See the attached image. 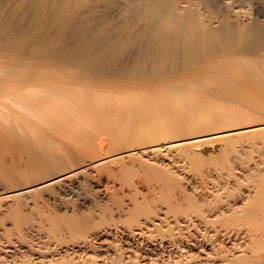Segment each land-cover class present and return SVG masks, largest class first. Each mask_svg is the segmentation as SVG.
Here are the masks:
<instances>
[{
	"label": "rangeland",
	"instance_id": "obj_1",
	"mask_svg": "<svg viewBox=\"0 0 264 264\" xmlns=\"http://www.w3.org/2000/svg\"><path fill=\"white\" fill-rule=\"evenodd\" d=\"M3 1L6 0H0L1 3H3ZM15 1L16 0L13 2ZM260 1L264 3V0ZM19 2H21V0L16 1V3ZM231 2L232 0H225L227 4ZM107 4L108 3L104 2L97 4L94 10L87 14V20L81 22L82 24L80 23L82 31L87 33V38L79 42L85 50L82 48L80 49L81 44L79 45L75 40L73 44L72 42L70 44L69 42H64L60 44L61 46L58 45L56 49H52V53L50 52L51 49L48 51L45 48L46 44L42 42V32L39 34L40 28H32V32L37 35L39 34V37L31 38L30 35H27L30 37H27L29 40H23V35H25L26 30L32 26L27 25L29 23L28 21H31L27 17H30L31 14L25 12L26 16L24 11L21 12L20 10H16L15 13L14 9V11L11 12L12 7H10V5H5L9 7L8 9H6L7 7H2L4 3L0 6V111L7 106L14 116V118L10 120H4L0 116V198L2 197V193L16 191L34 184L43 183L57 175L73 170L76 166L84 162L99 165L94 169V172L98 176L103 175L101 174L103 171L104 173L107 172L110 174L105 175L106 177L109 176L107 202L97 201L94 205L88 207H83L75 201L68 202L69 200L66 201V199L65 201L68 202V204L65 203L64 200V203H61V200L64 199L62 195H60L62 198L56 197L53 199H46V195L48 194L58 195V190L55 187H44L32 193L26 200L22 197H16L6 210L0 209V264H157L159 261L158 264H163V261L167 262L172 259V257L174 261H169L170 263L172 262V264H177L176 262H178V264H189L192 259H188V256H190V252L192 255L194 251L197 255L193 256L200 258L203 255L201 258L203 260L190 256V258H193L192 261L196 258L199 259V262H205L206 257L213 254L212 259H214V261H210V264H213L216 262L215 258L219 259L218 257L221 256V254H226L225 252H227V254L231 253V251L235 253L234 256L232 253L228 255L229 259L239 256H236V254H239L240 251V253L244 252L243 254H245V251L242 249H244L243 247L246 249L250 247L246 244H250V239L252 241V236L249 237V235H253L249 234L251 231H249V233L247 231L246 236L241 235L240 237L242 238H238V234V236H236V234L232 233L231 239L227 238L230 241H222L219 238L220 236L218 237L214 233H209V236H206V234L203 235L202 233H194L193 236V234L190 235L188 232H182L184 235L180 233L179 236L181 235L180 237L182 240L180 237L176 240V236H178L179 232L178 230L175 229L177 231L176 234L174 232L175 230L172 231L173 235L175 234L176 236L171 235V230H168L170 235L166 233L168 235L167 238L163 229L173 226L174 228L177 227L175 224L177 219L171 217L168 220L165 219V216H167L166 213L169 206L172 205V203L175 204L176 201L178 202L179 200L177 199H179V197L181 198L184 193H188L189 187L198 189L199 193L196 194L197 196L195 195V197L201 198V201L209 202L225 197L222 200L228 202L223 201L222 207L220 205L222 209L217 212H214L216 211L214 210L212 212L213 215L210 213L212 215H210L211 218H216L215 220L221 216L220 214L223 216V212L225 211L228 212L231 210L228 212L231 214L232 209L227 207V205H225L226 203H236L235 207L239 209L243 207L244 204H248L250 198L255 196L257 192L255 184L260 182L258 177L261 175L259 177L260 180H262L261 177L264 178V168H262L263 165H260L262 162L261 159H264V156L260 153L263 147L257 146L254 147V149L251 148L252 151L249 148L246 149L242 147V149L240 147V149L238 148L234 151V149L232 150L230 148L225 149L224 145V149L221 150L220 148H222L223 142L216 139L215 135L223 130H217L201 134L210 136L214 139H212L210 143H202L200 147L194 148L197 155L193 154L191 155L192 157H188L186 154L188 153L186 147L177 149V147L174 146L177 143H168L169 141L161 142L159 143L160 145L155 144V147L153 146L145 150L139 149L131 151L129 148H125L123 139L120 135H114L105 131V128L102 127V123L104 122L100 120L96 107H89V105L93 104L91 93H98L97 89L108 91V89H118L117 87L123 85L129 86L130 83L136 81H149V79H151L150 77L157 71L159 72V70L162 74L159 73L160 77L163 76L177 81L178 85L176 87L168 85V89L171 92H178L185 96H191V93L202 95L205 97L204 103L210 102L219 107L224 116L230 113L234 115L242 113L262 114L263 109H260V107L264 108V96H259L261 97L259 99L258 96H255L254 98L256 100L258 99V101L256 102L254 99V103V100L248 99V93H246L248 89L242 86L239 87V85H237L239 84L238 82L236 83L235 81L234 83L232 79L223 78V84H219L220 74H228V70L231 72V68L227 69L230 66L227 65L228 67L224 68V65H226L229 59L234 60L231 55L214 57L215 61L212 66H209L205 61L199 62L193 66L197 68L193 71V67L190 69L185 68L184 63L181 61L176 63L173 62L165 66L164 64L156 65L154 61L140 54L146 42L144 40L143 43H140L141 39H133L134 42L132 40V42L127 45V48H124L125 52L124 49H122V54L114 55V57H110V60L108 59L105 62H96L89 65L90 63L88 60L94 58L91 56H95L97 52H99L98 50L103 46V43L104 46L107 44L101 41L102 46L100 44L96 47L94 46L95 48L91 46V44H87L90 43L89 41L95 39L93 36L97 35L96 32L99 29L97 28L98 25H95L101 22L103 16L108 19L106 21L107 24L109 23L108 25H110L112 21L114 22L111 24H115V21L116 24L117 21L118 24H122L126 21L124 24L130 25L129 22L132 21L129 20L131 19L129 17L130 9L126 6L128 3L124 4L119 1H113L109 3V5ZM250 8L248 4H240L237 5V7H228V10L232 12L234 17L237 16L241 18L243 24H246L252 21L253 15ZM23 13L24 15H22ZM234 17H230V22L237 26L238 19ZM25 18L28 19V21L25 20ZM19 20L23 21L19 23ZM110 20L111 22H109ZM10 22L13 23L10 24ZM24 26H28V29L25 30ZM91 26H95L93 28L96 29H92ZM76 29L79 28L76 27ZM89 31L92 32V34H90ZM135 31V38H137L138 31ZM88 32L93 39L89 37ZM88 38H90V40ZM84 42L88 45L86 48L84 47ZM109 42L112 43V40ZM77 46H79V48ZM75 47L78 49H75ZM87 47H91L90 49L92 50ZM73 48L77 50V52ZM43 50L48 51L51 56L45 57L46 54L44 55ZM78 51L83 52L78 53ZM74 54H77V56L75 57ZM86 54H90V57L88 55L87 57ZM78 55H81V57ZM250 59L257 60L254 57ZM254 64H256V66L254 65L255 67L253 66L255 75L254 86L264 91V67H260V63L258 62H254ZM190 81H192V84H190ZM66 93H68L70 97L67 98L65 96ZM8 96L11 101H9V98L7 99ZM259 101L262 104L260 106H258L260 104ZM256 103L258 105H256ZM192 107H194V110L196 109V106L192 104L190 105V109L188 106H184L183 112L188 113ZM111 110L114 117L120 116L121 110L116 108H111ZM259 110H261L260 113H258ZM22 113L24 115H22V117L19 116V114ZM200 121L208 122V120ZM190 122L199 123V126L201 125L195 117H192ZM219 124L218 122V127ZM196 136L200 135H191L189 138ZM102 137L105 139V142L101 146L100 139ZM245 139L247 138H243V141ZM181 142H183V140L180 141L179 144H181ZM167 147L171 148L169 150H164ZM258 147L259 150L257 151L256 149H258ZM238 150H241V155ZM244 150H246V152ZM138 151H140L139 161L144 164L142 166L139 165L140 162L133 161V158H135L134 156H136L134 153ZM243 151L245 154H248L247 156L249 157H246ZM251 152L253 153L252 155L249 154ZM262 153L264 155V149ZM242 154L244 156H242ZM253 155L255 158H253ZM258 155L260 156L258 157ZM141 158L143 159L142 161ZM247 158L251 164L247 162ZM100 160H105L106 163L104 165L96 163ZM109 160L112 161L107 163ZM243 160L245 161L244 163ZM259 160L261 162H259ZM144 162H146V164L147 162L148 164H152L154 169L148 168ZM246 162L250 164L249 167L251 170L250 168L248 170H250L252 174L249 173L248 170L246 171ZM236 163H240V167ZM255 163H259L262 171H259V167H257V170ZM243 165H245L244 167L246 168H244V170ZM231 167H233L232 170L235 169L236 172L230 170ZM257 171L260 174H258ZM232 172H235V174L230 178L231 174H233ZM245 172L248 173V175H246L248 179L252 178V176H249L250 174L253 176L256 174L255 178L249 180V182L248 179L246 180V176L243 175ZM235 175H237V177L240 176L238 177L239 179L245 176L244 181L248 185L242 183L243 178H241V180L238 181L243 185L237 181L238 189L235 185ZM165 176L169 178V181L166 180ZM262 185L264 186V183ZM239 186H243V189L242 187L240 189ZM222 187L223 189L227 187L228 190L226 191L233 189V193L236 191L239 192L240 190L242 194L240 192L236 193L237 195L241 194L242 197L235 194L236 196H231L232 198L235 197L234 200L229 196L228 198L230 199H228L227 196L223 195ZM83 188L92 198L98 195L97 188L94 187L91 181H85ZM229 192L232 194L231 191ZM215 195L219 196L217 197ZM63 204L65 207H62ZM148 204L151 206H148ZM148 207H151L149 209L153 208V213H151L152 217L150 218L144 215ZM221 210L222 213H219ZM228 213L225 212L224 215L226 216ZM146 220H148L151 225L153 224V227L156 225L155 228L151 227L154 230H149V232H156L157 236H155L156 238L154 237L155 240L153 239L151 241V237L155 235V233H149L148 229H145L143 222ZM142 225L143 229L140 228ZM182 225L184 224H181V226ZM142 230L145 232L142 233ZM147 234H151L152 236L148 237ZM164 234L166 238L163 239ZM142 236H144V238ZM202 236L204 238H202ZM134 237H136L134 239L135 242L133 240ZM170 237L173 242L171 239L167 240ZM195 237H197V239ZM243 237L245 238L243 239ZM191 238H193V240ZM211 239L214 244L218 243L220 247L224 243L225 249L223 248V252L226 251L218 254L219 249L217 248H219V246L217 245L218 247L215 249L214 247L216 244L210 243ZM118 240L120 242H118ZM156 240L158 243L155 242ZM203 240L205 242H203ZM207 240L211 245L207 243ZM187 241L189 243L197 242L198 245L196 243L197 247L194 243L190 245ZM198 241H200V244ZM126 242L129 244L128 246ZM138 242H141L143 245L141 246V243L139 245ZM220 242L222 243L219 244ZM122 243L124 249H129V246L134 244V246H130V250H132L133 247L135 251L141 246V251L142 253L144 252V254L141 253L140 248L138 249L139 251H136L138 255L134 250L130 251L127 249V253L126 250L124 252ZM237 243L240 245L238 249L242 248L238 250V253H236ZM241 243L243 245H241ZM170 244L174 245L171 246ZM105 245H108V247H105ZM160 245H164L165 247H160ZM234 245L237 246L235 247ZM250 245L252 246V242ZM174 246L176 247L174 248ZM202 246H204V249ZM102 247L107 249L104 251ZM177 247L182 250H179ZM252 247H250L251 249L249 248L250 252ZM163 248L168 252L172 248L173 249L169 253L166 251L167 254L164 252ZM193 248L194 251L192 250ZM228 248L230 252L227 251ZM187 249L190 251L187 252ZM5 250L9 251L6 253ZM183 250L185 251L183 253L185 256L181 254ZM209 250L210 253L212 252L211 254ZM11 251H13L14 254H12L13 252ZM176 251H180L179 253L181 255L178 252L176 253ZM199 251L202 254H198ZM139 252L141 258L139 257ZM160 252H162V255ZM172 252H174L173 254L176 256H174ZM216 253L219 256L216 257ZM170 254H172V257H170ZM178 254L182 256L181 258L183 259H181ZM3 255L6 258L3 257ZM158 256L162 257L159 258ZM150 258H153V261ZM253 259H255V261H253L254 264L259 263L257 258ZM165 262L164 264H170ZM199 262L196 263V261H194L195 264H199ZM192 263L193 262L190 264ZM220 263L221 261L217 260L216 264Z\"/></svg>",
	"mask_w": 264,
	"mask_h": 264
},
{
	"label": "bare ground",
	"instance_id": "obj_2",
	"mask_svg": "<svg viewBox=\"0 0 264 264\" xmlns=\"http://www.w3.org/2000/svg\"><path fill=\"white\" fill-rule=\"evenodd\" d=\"M13 1L14 0L3 1L4 6L2 5V7H7L10 5V7H12L11 12H13L15 10L14 12L16 13V10H20L21 12L24 11V13L26 12L27 14L28 13L31 14L30 17H27L31 21H28V19L25 18V20H27L29 22V23L27 22L28 23L27 25L28 26L32 25V26H30L31 28L29 27V29L27 28L28 26H26V27L24 26L25 30L26 29H28V30H26L25 35H23V38H24L23 40L24 41L29 40L30 37L31 38L37 37V36L39 37L40 32H42V42L44 44H46L45 48L48 51L51 49L50 50L51 53H52V49L53 50L56 49L58 47V45H60L64 42H66V43L69 42V44L72 42V44H73L74 41L76 40L77 43L79 44L80 40L87 38V33L85 31H82V28L80 27V23L85 22V20H87V14L91 13L94 10V8L97 6V4L104 2V3H108L107 5H109V3H112L113 1H119V2H122L124 4L128 3L126 6H128V8L130 9V13H129L130 16L129 17L131 19H129V20H132V21H130L129 23L131 26L128 24H124V23H126V21L122 24H118V21H117V24H116V21H115V24L114 23L111 24L112 22H114V21L111 22V20L109 21V22H111L110 25H108L109 23L107 24V22H106L108 19L105 18V16H103V18L101 19V22L99 24L95 23L96 24L95 26L98 25L97 28H99L98 31L96 32L97 35L93 36L95 39L92 41H89L90 43H87V44L88 45L91 44V46H93V47L94 46L96 47L97 45H100V44L102 46L101 41H103L107 44L104 46V43H103V46L100 47V49L98 50L99 52H97V54L95 52V54L97 55V56L95 55L96 57L93 55L91 56L94 58H92L91 60H88V62L90 63L89 65L94 64L96 62H99V63L105 62L110 57H114V55L120 54L123 51L122 49H124L125 47L127 48V45L129 43H131L133 39H138V40L141 39L140 43L141 42L143 43L144 40L146 42L144 43V47L143 48L141 47L143 50L140 52V54L144 55L147 58L154 61L156 65L157 64H164V66H165V65H168V64L173 63V62L176 63V62L181 61L184 63L185 68L190 69L194 65H196L197 63L204 62V61L209 66H212L213 62L215 61L214 57L231 55L234 60L229 59L226 62V65H224L225 66L224 68L230 66L227 69L231 68L230 69L231 72H229V70H228V74L224 73V75H223L221 73L220 78H219V84L220 85L223 84V81H224L223 78H228L230 80L232 79L234 83H235V81H236V83L237 82L239 83V84H237V85H239V87L242 86V87H245L248 89V91H246V93H248V97H249L248 99L249 100L250 99L254 100L255 96H258V99L261 98L259 96H261V95L264 96V91H262L259 88H256L254 86V76L255 75H254V69H253L256 66V64H254V62H258V63H260L259 64L260 67H262V68L264 67V3L260 0H232V2L230 4L225 3V0H21V2H19V3H16L17 0L15 2H13ZM3 3L0 2V6ZM240 4H248L251 7L250 9H251V11H252L251 13L253 15L251 22L243 24L241 18H239L237 16L234 17L232 15V12L230 10H228V7L233 8V7H237V5H240ZM5 5H7V6H5ZM8 8L9 7H7L6 9H8ZM24 13L22 15H24ZM26 13H25V15H26ZM123 15H125V14H123ZM23 17H22V19H23ZM230 17H234V18L238 19L237 20V24H238L237 26L233 25L232 22H230ZM23 20H21V21H23ZM12 21H14V20H12ZM21 21L19 20V23ZM12 23L13 22H10V24H12ZM127 23H128V21H127ZM14 25H15V23H14ZM95 26H93V27H95ZM34 27H36L37 29L40 28L38 35L36 33L34 34L32 32L33 31L32 28H34ZM74 27H75V29H74ZM76 27H78L79 29H76ZM93 27H92V29H94ZM135 30L138 31L137 38H135V33H136ZM89 32H88V35H89ZM90 34H92V32H90ZM27 35H30V37ZM27 37H29V38L27 39ZM89 37H91V36L89 35ZM93 37H91V39H93ZM88 39L90 40V38H88ZM110 40H112V43L109 42ZM138 40H137V43H138ZM133 42H134V40H133ZM85 43L86 42H84V44ZM75 45H77V44H75ZM88 45L85 44L84 47L86 48V46H88ZM77 47L79 48V46H77ZM77 47H75V49H78ZM81 48L84 49L82 47V44L80 46V49ZM87 48H89V47H87ZM45 50H43L44 55L46 54L45 57H48L49 55L51 56V54ZM90 50H92V49H90ZM75 51L77 52V50H75ZM80 52H83V51H80ZM80 52L78 51V53H80ZM124 52H125V49H124ZM83 54H85V53H83ZM221 54H224V55H221ZM87 55L88 54H86V56ZM76 56H77V54L75 55V57ZM78 56L81 57V55H78ZM88 56L90 57V54ZM252 57L256 58L257 60L255 61V60L250 59ZM153 67H155V66H153ZM158 69H159V67H158ZM196 69H197L196 67H193L192 71L196 70ZM252 69H253V71H252ZM155 71H157V70H155ZM157 72L154 73L152 77H150L151 79H149V81H145V82L136 81V82L130 83L129 86L123 85V86L117 87L118 89H113V90L107 88L108 91H103L101 89H97L98 93H94V92L91 93V100H92L93 104H90L89 107H94V106L96 107L98 114H99V117H100V120L102 122H104V123H102V127L105 128V131H107L111 134L120 135L123 139L125 148H129L131 151H136L139 149L145 150L148 148H152L153 146L155 147L156 146L155 144L160 145L159 143H161V142L169 141L168 143H174V142L177 143L176 145H174L175 147H177V149H179L181 147H186V149L188 150V153H186V154L188 155V157H192L191 155H193V154L197 155L196 154L197 152L194 148L200 147V145L202 143H210L212 141V139H214L210 136L201 135V134H204L206 132L223 130V131L218 132V134L215 135L216 139L221 140L223 142L222 148H220L221 150L224 149V147H223L224 145H225V149L230 148L232 150L234 149V151H236L238 148L240 149V147L241 148L244 147L246 149L249 148L251 150V148L254 149V147H257V146L260 147L261 146L263 148H261L262 150H261V152L260 151L259 152L262 154V156H264L262 153V151L264 149V108L263 107L262 108L260 107V109H263L262 114L242 113L239 115H234V114L230 113V114H225V116H224V114L221 113L219 107L213 105L210 102L204 103L203 101L205 100V97H203L202 95H197L195 93H191L192 94L191 96H185V95L178 93V92H171L168 89L169 88L168 85L171 87H176L178 85L177 81L172 80L171 78L163 77V76L160 77L159 76L160 70L158 73ZM151 73H152V71H151ZM151 73H150V75H151ZM190 84H192V81H190ZM65 96L67 98L70 97V95L68 93H66ZM8 98H9V96L7 97V99ZM258 99L257 100L255 99L256 102L258 101ZM255 100H254V103H255ZM9 101H11L10 98H9ZM190 103L192 105L196 106V109L194 110V107H192V109L188 113H184L183 112L184 106H188L190 109V105H191ZM256 105H258V104L256 103ZM260 105H262L261 102L258 106H260ZM110 107L121 110L120 116L114 117ZM260 112H261V110H259L258 113H260ZM22 115H24V114L23 113L19 114V116H21V117H22ZM0 116L4 120H10L11 118H14L13 114L11 113V110L9 108H7V106H5L3 108V110L0 111ZM192 117H195V119H197V121L200 122L201 125L199 126V123L190 122V119ZM200 120H206V121L208 120V122L206 123V122H202ZM217 121L220 123L219 127H218ZM191 135H200V136L189 138V136H191ZM245 137L247 139H245L243 141V138H245ZM172 140H174V141H172ZM182 140H183V142H181V144H179V142ZM240 140H242V141H240ZM104 142H105V139L102 137L100 139V145L102 146V144ZM144 147H146V148H144ZM259 147H258V149H256L257 151L259 150ZM170 148L171 147H167L164 150H167V149L169 150ZM156 151H158V150H156ZM240 151H239V154H240ZM244 151L246 152V150H244ZM245 152L243 154L246 155V157H249V156H247L248 154H245ZM139 153H140V151H138L137 153H134V155H136V156H134L135 158H133V161L140 162L139 161L140 160ZM260 153H258V154H260ZM144 154H145V152H144ZM243 154H242V156H244ZM249 154L252 155L253 153L251 152ZM259 156L260 155H258V157ZM239 157H241V156H239ZM253 158H255L254 155H253ZM241 159H244V158H241ZM142 160L143 159L141 158V161ZM248 160L249 159L247 158V162H249L251 164V162ZM261 160H262V162L259 160V162H261L260 165H263L262 168H264V159L262 158ZM110 161H112V160L107 161V163ZM244 162L245 161L243 160V163ZM247 162H246V166L243 165V170L246 167L247 168V169L245 168L246 171L250 168L249 167L250 164ZM96 163H99L100 165H104L106 162H105V160L104 161L100 160L99 162H96ZM144 163H145V165H147L148 168H150L152 170L154 169L152 164H150V163L148 164V162H147V164H146V162H144ZM233 164H235V163H233ZM236 164H238V166L240 167V165H239L240 163H236ZM247 164H249V165H247ZM255 164H256V168L259 167V171H262L260 166H259V163H255ZM139 165L142 166L144 164L142 162H140ZM97 166H99V165H96L95 163L84 162V163H81L78 166H76L73 170L67 171V172L60 174V175H57L56 177H53L50 180H46L43 183L34 184L32 186L24 187V188L18 189L16 191H8L5 193H2L1 194L2 197L0 198V209L6 210L10 206V203L16 197H22L23 199L26 200L29 196H31L32 193H34L37 190L44 188V187H55L58 190V195L48 194V195H46V199H53L56 197L62 198V196H63L64 199L61 200V203H64L63 200L65 201V199H66V201L69 200L68 202L75 201V202H78L83 207H88V206L94 205L97 201L107 202V200H108V189H109V187H108L109 176L106 177L105 175H107V174L110 175V174L107 172L104 173V171H103L101 173L103 175L98 176L94 172V169H95V167L97 168ZM235 167H236V165H235ZM232 168L233 167H231L230 170H232ZM250 170H251V168H250ZM250 170H248L249 173H251ZM257 170H258V168H257ZM232 171H235V169ZM235 172L234 173L232 172L233 174H231L230 178H232V175H234ZM242 172H244V171H242ZM255 172H256V170H255ZM229 174H230V172H229ZM251 174L249 175L250 177L252 176V178H250V179H248L247 178L248 176H246V175H248L247 172H245V174H243V175H245L246 177L245 176L244 177L246 178V180L248 179V181H249V180L255 178V175H256L255 174L253 176ZM258 174H260V173L258 172ZM241 175H242V173H241ZM234 177H236V178H234L236 180L235 183L238 180H241V178H243V181H244L243 176L240 179L238 178L240 176L237 177V175H235ZM259 177H258V180L260 182L258 184H255L256 187L254 186L257 192H256L255 196H252V198H250V202L248 204H244V206L241 207L240 209L235 207L236 203L235 204H233V202H232V204L230 202L228 204L226 203L225 205H227V207L232 209L231 214L228 213L229 211H231L228 208L229 211L228 212L225 211V212L230 214V215L227 214L225 216L224 215L225 212H223V216H222V214H220L221 216L218 217L219 216L218 215L217 220H215L216 218H213V219L211 218V216L213 215L212 212L214 210H216L214 212H217L218 210L222 209V208H220V205L222 207L223 201L224 202L226 201V200H222L225 198L224 196H227V198H228V196L230 198H232L231 196H233V195L236 196L237 195L236 192H238V191L233 193L232 192L233 189L232 190L229 189V191L232 192V194H231L229 191H226V190H228L227 187H226V189L224 188L225 190L222 187L224 198L221 199L220 198L221 196H220L219 197L220 199H215V201L211 200L208 202V201H201V198H196L195 195L199 193L198 189H196L194 187H189L188 193H184L183 196H181V198L179 197V199H177V200H179L178 202L176 201L175 204L172 203V205L169 206L167 213H166L167 216H165V219H168V220L171 217H175L177 219L176 221L178 222V224H177V222L175 223L177 225V227L174 228V226H173L171 228L167 227V229L166 228H164V229L162 228V229L164 230L165 234L168 233L169 235H170V233H169L170 230H171V233L175 229L178 230L179 231L178 236L175 235L177 233V231L176 230L174 231L175 232L174 235L177 237L176 240H178V237L181 236V235L179 236L180 233L188 232L190 235L193 234V236H194V233H202L203 235L206 234V236L207 235L209 236V233H214L218 237L220 236L219 238L222 241H226V240L230 241L227 238L231 239L232 233L236 234V236L239 235L238 236V238H239L241 235L246 236L247 231H248V233H249V231H251L253 233L250 232L249 234H253V235H249V234L248 235H249V237L252 236V241L248 236L247 237L250 239V242L249 241L248 242L250 244L252 242L253 247L250 244H246V245H249L250 247H252L251 252L249 250L250 247H248V246H246V247H248L247 249L245 247H243L244 249H242V248L238 249V247H240V245L237 243V245H238V246L236 245L237 246V252L236 251L235 252L238 253L239 252L238 250L242 249L245 251V254H243L244 252L240 253L241 252L240 251L239 254H236V256L237 255H239V256H237L236 258L234 257V258L229 259L228 255H230L232 253V251H231V253L227 254V252H225L226 251L225 250L224 252L227 254V256H226V254L225 255L221 254V256H219L216 253V257L219 256L218 257L219 259L215 258L216 262H214V263L216 264L217 260H219V261H221L220 264H223V263L224 264H254L253 261H255V259H253V258H257L260 264H264V262H263L264 261V258H263V256H264L263 255L264 254L263 253L264 252V186L262 185L264 183V178L261 177L262 180H260ZM263 177H264V175H263ZM165 178L167 181H169V178L167 176H165ZM85 181H91L92 184H94V187L97 188L98 195L95 198L90 197L87 194V192L84 190L83 185H84ZM243 181H242V183H245V181L244 182ZM238 183L243 185L239 181H238ZM238 183L235 184L237 188H238V186H237ZM245 184L248 185L247 183H245ZM239 187H240V189H241V187L243 189V186H239ZM224 191H226V192H224ZM239 192H240V190H239ZM241 194L240 195L238 194V195L240 197H242ZM60 195H62V196H60ZM215 196L218 197L219 195H215ZM230 198H228V199H230ZM234 198H232V199L234 200ZM66 201H65V203L68 204V202H66ZM226 202H228V201H226ZM149 205L150 204H148V206ZM62 207H65V205L63 204ZM149 208H151V207H148V209H146L145 213H144V215H146L147 218L152 217L151 213H153V210H152L153 208L152 209H149ZM219 213H222V210ZM209 216L211 219L209 218ZM165 222H166V220H165ZM139 224H141V223H139ZM139 224H138V226H139ZM143 224L145 226V229H148V232H149V230H151V231L154 230L152 228L156 227V225H155V227H153L154 225L152 224L153 225L152 226L148 220L144 221ZM175 224H173V225H175ZM181 224H184V225L181 226ZM171 226H172V224H171ZM142 227H143V225L140 228H142ZM165 229H166V231H165ZM139 230H141V229H139ZM155 231H158V230H155ZM144 232L145 231H143L142 233H144ZM148 232H146V233H148ZM151 233H153V234L155 233V235H153V236L151 234H149L150 236L148 234L147 235H148V237L152 236L151 237L152 238L151 241H152L153 239L155 240V238H156L155 236H157V234L154 231ZM165 234H164L163 239L166 238ZM214 234H212V235H214ZM139 235H141V234H139ZM171 235H173V233ZM183 235H182V237H183ZM206 236H205V238H206ZM142 237L144 238V236H142ZM145 237H146V235H145ZM161 237H162V234H161ZM135 238L136 237H134L133 240ZM139 238H140V236H139ZM139 238H137V239H139ZM167 238H168V235H167ZM175 238H174V240H175ZM195 238L197 239V237H195ZM195 238H194V240H195ZM202 238H204V237L202 236ZM210 238H211V236H210ZM240 238H242V237H240ZM244 238L245 237H243V239ZM170 239H171V237L167 240H170ZM191 239L193 240V238H191ZM122 240H124V239H122ZM147 240H148V238H147ZM149 240H150V238H149ZM167 240H164V241H167ZM181 240H182V238H181ZM188 240H189V237H188ZM192 240H190V241H192ZM236 240H238V239H236ZM236 240H235V242H236ZM171 241L173 242L172 239H171ZM205 241H206V239H205ZM205 241L203 240V242H205ZM232 241L234 242L233 239H232ZM118 242H120V241L118 240ZM134 242H135V240H134ZM155 242H157V240ZM199 242L200 241H198V243ZM211 242L213 243L212 239H211L210 243ZM246 242H247V238H246ZM132 243H133V241H132ZM140 243H139V245H140ZM159 243L161 244V241ZM162 243H163V240H162ZM193 243L188 242V244H190V245ZM195 243L197 244V242H195ZM207 243H208V240H207ZM221 243L222 242H220L219 244H221ZM242 243H241V245H243ZM145 244H146V242H145ZM145 244H144V246H145ZM188 244H186V245H188ZM196 244H195V246H196ZM126 245L128 246L129 244H127V242H126ZM142 245L143 244L141 243V246ZM172 245H174V244H172ZM203 245H204V243H203ZM209 245H211V244H209ZM217 245H218V243L216 244L215 247L214 246L213 247L216 249V247L219 246V245L218 246ZM130 246H129V249L127 248L128 250L131 249ZM132 246H134V244ZM141 246L140 247L137 246L138 248L136 249V251L139 248L141 251ZM161 246L162 245H160V247ZM166 246H167V244H166ZM171 246H169V247H171ZM3 247H5V246H3ZM3 247H2V249H3ZM105 247H108V245L107 246L105 245ZM122 247H123V243H122ZM175 247L176 246H174V248ZM189 247H191V246H189ZM210 247H212V246H210ZM224 247L225 246L223 243L221 247L219 246V248H217V249H219L218 254L224 253L223 252ZM235 247H233V248H235ZM102 248L104 249V247H102ZM198 248H196V249H198ZM202 248L204 249V246H202ZM106 249H104V251ZM123 249H124V247H123ZM127 249H124V252L126 250V253H127ZM163 249H164L165 253L168 252L167 250H166L167 252L165 251V248H163ZM172 249L169 250V252H171ZM183 249H184V247H183ZM133 250L134 249L132 247V250H130V251H133ZM149 250H151V249H149ZM179 250H182V249L180 248ZM192 250L194 251V248ZM205 250H206V248H205ZM5 251L7 253L9 250L8 251L5 250ZM136 251L134 250V252H136ZM144 251H146V250H144ZM186 251L188 252L190 250L187 249ZM207 251H208V249H207ZM227 251L230 252L229 248L227 249ZM11 252H13V251H11ZM174 252H172V254ZM177 252L178 251H176V253ZM184 252L185 251L183 250V252H181V254L183 255ZM194 252H192V255L190 252L191 257L193 255H197V253L195 254ZM214 252H217V251H214ZM130 253H132V252H130ZM141 253H142V251H141ZM161 253L162 252H160V254ZM209 253H210V250H209ZM12 254H14V252ZM136 254H137V252H136ZM142 254H144V252ZM172 254H170V257H172ZM179 254H178V256L181 255V254L180 255ZM198 254H202V253H200V251H199ZM232 254L234 256L235 253H232ZM240 254H243V255H240ZM8 255H10V254H8ZM8 255H7V257H8ZM140 255L141 254L139 252V257H140ZM212 255L213 254H211V256L209 255V257L207 256L208 259L206 257L207 262L206 261L205 262H203V261L199 262L198 261L199 259L203 260V259H201L203 257V255L200 258L196 257V256H193V257L199 258V259L195 258L196 260L194 259V261H196V263L199 262V264H210L211 263L210 261H212V260L214 261V259H212ZM5 256H6V254H5ZM5 256L3 255V257H5ZM125 256H126V254H125ZM174 256H176V255H174ZM183 256H185V255H183ZM190 256H188L189 257L188 259L193 260V258H190ZM254 256H256V257H254ZM11 257H12V255H11ZM158 257L161 258L162 256H158ZM164 257H165V255H164ZM181 257L182 256H180V258ZM229 257H231V256H229ZM210 258H211V260H210ZM103 259H104V257H103ZM123 259H124V257H123ZM150 259H152V261H153V258H150ZM164 259H167V258H164ZM181 259H183V258H181ZM232 259H234V260H232ZM154 260H155V258H154ZM161 260H163V259H161ZM170 260L172 261L173 257ZM184 260H182V261L185 262ZM192 260H191V262L194 263V261H192ZM169 261H167V262L170 263ZM178 261H181V260H178ZM164 262L165 261H163V264H164ZM167 262H165V263H167ZM183 262H181V263H183ZM176 263L178 264V262H176ZM170 264H172V262Z\"/></svg>",
	"mask_w": 264,
	"mask_h": 264
}]
</instances>
